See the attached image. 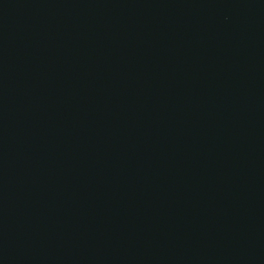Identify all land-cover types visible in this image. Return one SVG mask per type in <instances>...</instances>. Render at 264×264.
Returning <instances> with one entry per match:
<instances>
[{
    "label": "water",
    "instance_id": "obj_1",
    "mask_svg": "<svg viewBox=\"0 0 264 264\" xmlns=\"http://www.w3.org/2000/svg\"><path fill=\"white\" fill-rule=\"evenodd\" d=\"M0 264H264V0H0Z\"/></svg>",
    "mask_w": 264,
    "mask_h": 264
}]
</instances>
